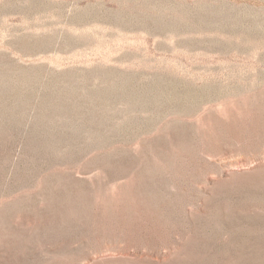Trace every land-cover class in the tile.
Masks as SVG:
<instances>
[{
	"label": "rangeland",
	"instance_id": "rangeland-1",
	"mask_svg": "<svg viewBox=\"0 0 264 264\" xmlns=\"http://www.w3.org/2000/svg\"><path fill=\"white\" fill-rule=\"evenodd\" d=\"M0 264H264V0H0Z\"/></svg>",
	"mask_w": 264,
	"mask_h": 264
}]
</instances>
